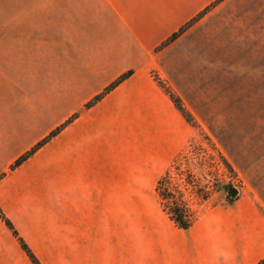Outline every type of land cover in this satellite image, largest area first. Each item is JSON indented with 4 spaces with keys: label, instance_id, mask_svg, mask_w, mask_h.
<instances>
[{
    "label": "crops",
    "instance_id": "obj_1",
    "mask_svg": "<svg viewBox=\"0 0 264 264\" xmlns=\"http://www.w3.org/2000/svg\"><path fill=\"white\" fill-rule=\"evenodd\" d=\"M200 3L0 0V212L40 264L264 258V213L249 198L213 207L181 230L150 193L117 196L152 189L184 145V120L150 70ZM0 264H31L1 221Z\"/></svg>",
    "mask_w": 264,
    "mask_h": 264
},
{
    "label": "rangeland",
    "instance_id": "obj_2",
    "mask_svg": "<svg viewBox=\"0 0 264 264\" xmlns=\"http://www.w3.org/2000/svg\"><path fill=\"white\" fill-rule=\"evenodd\" d=\"M198 1L183 32L159 49L150 70L174 108L180 106L184 145L152 189L117 190L123 198L150 193L156 211L173 221L170 212L179 208L189 227L241 197L264 213V0ZM0 221L20 247L18 239L24 241L1 212Z\"/></svg>",
    "mask_w": 264,
    "mask_h": 264
},
{
    "label": "trees",
    "instance_id": "obj_3",
    "mask_svg": "<svg viewBox=\"0 0 264 264\" xmlns=\"http://www.w3.org/2000/svg\"><path fill=\"white\" fill-rule=\"evenodd\" d=\"M183 32V29H180L177 33L173 34L162 46H165L172 41H174L181 33ZM132 72H127L124 75L120 76L117 80H115L110 86H108L101 94L94 97L86 106L85 108H90L93 105H95L98 101H100L105 95H107L109 92H111L114 88H116L118 85L123 83L125 80H127L131 76ZM176 105V109L178 111L180 110V106ZM74 117H72L69 121H67L65 124H68L71 122V120ZM64 124V125H65ZM60 129H56L52 131L44 140L36 144L29 152H27L25 155L20 157L12 166V170L15 168H18L20 165H22L27 159H29L36 151L41 149L44 145H46L53 137H55L59 133ZM230 199V198H229ZM170 217L174 221V223L180 228L181 230H187L189 228V224L185 221L183 218L182 211L179 208H176L170 212ZM6 222V221H5ZM6 225L10 227L9 223L6 222ZM13 235L16 237V234L14 231H12ZM18 242L20 243V247L23 250V252L26 254L28 259L30 260L31 264H39L37 260L34 258V256L30 253V251L27 249L25 244L18 239ZM256 264H264V258L261 259Z\"/></svg>",
    "mask_w": 264,
    "mask_h": 264
},
{
    "label": "water",
    "instance_id": "obj_4",
    "mask_svg": "<svg viewBox=\"0 0 264 264\" xmlns=\"http://www.w3.org/2000/svg\"><path fill=\"white\" fill-rule=\"evenodd\" d=\"M235 195H236V192L233 191V190H230V191L228 192V197H229L230 199H233V196H235Z\"/></svg>",
    "mask_w": 264,
    "mask_h": 264
}]
</instances>
